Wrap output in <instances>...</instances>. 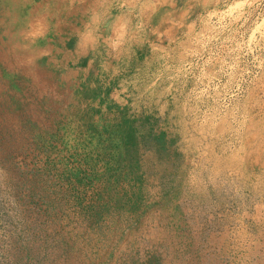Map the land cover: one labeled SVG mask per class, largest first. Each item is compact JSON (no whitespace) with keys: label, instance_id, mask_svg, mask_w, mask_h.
Here are the masks:
<instances>
[{"label":"rangeland","instance_id":"rangeland-1","mask_svg":"<svg viewBox=\"0 0 264 264\" xmlns=\"http://www.w3.org/2000/svg\"><path fill=\"white\" fill-rule=\"evenodd\" d=\"M122 4L0 0V264H264V88L235 144L137 107L148 46L105 39Z\"/></svg>","mask_w":264,"mask_h":264},{"label":"clouds","instance_id":"clouds-1","mask_svg":"<svg viewBox=\"0 0 264 264\" xmlns=\"http://www.w3.org/2000/svg\"><path fill=\"white\" fill-rule=\"evenodd\" d=\"M124 5L127 12L105 38L110 55L118 58L134 38L148 46L151 57L127 78V99L157 110L171 104L194 133L206 140L216 133L235 144L243 102L264 88V0H123ZM162 8L167 11L151 27ZM83 38L97 43L93 30L86 29Z\"/></svg>","mask_w":264,"mask_h":264}]
</instances>
